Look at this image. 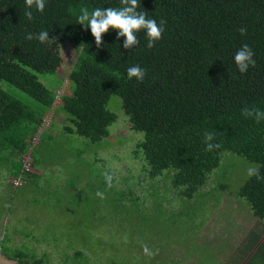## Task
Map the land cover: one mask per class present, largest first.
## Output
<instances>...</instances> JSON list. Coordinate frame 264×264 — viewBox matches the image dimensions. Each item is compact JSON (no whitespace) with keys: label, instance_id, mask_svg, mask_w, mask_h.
<instances>
[{"label":"trees","instance_id":"obj_1","mask_svg":"<svg viewBox=\"0 0 264 264\" xmlns=\"http://www.w3.org/2000/svg\"><path fill=\"white\" fill-rule=\"evenodd\" d=\"M127 6V0H47L44 11L33 8L28 19L25 0H0V152L11 151L14 175L35 183L40 179L34 152L44 131L39 142L35 137L61 95L40 74L58 73L62 47L70 43L77 60L69 75L71 93L60 97L59 107L68 115V133L93 142L108 138L118 119L109 105L118 95L122 101L117 105L132 129L144 133L137 147L151 181L165 176L182 196L194 198L225 152L257 163L264 176V120L257 123L244 115L246 109L264 110V0H138L137 13L164 29L151 47L144 29L135 33L136 44L125 48L126 37L118 29L110 28L97 44L91 29L77 23L82 8ZM41 30L49 32L51 43L26 38ZM245 45L255 63L241 73L234 56ZM137 65L144 69L143 81L127 77L128 68ZM3 82L27 93L45 111L25 104ZM207 134L218 145L212 151L206 150ZM28 154L31 170L25 167ZM127 186L126 195L135 194L133 185ZM240 194L264 219V179L250 176ZM6 255L22 264H43L22 249Z\"/></svg>","mask_w":264,"mask_h":264},{"label":"rangeland","instance_id":"obj_2","mask_svg":"<svg viewBox=\"0 0 264 264\" xmlns=\"http://www.w3.org/2000/svg\"><path fill=\"white\" fill-rule=\"evenodd\" d=\"M62 55L58 73L40 74L60 97L71 93L75 46L64 44ZM2 86L45 111L27 93ZM60 97L35 148L37 183L15 176L11 151L0 152L1 253L22 249L43 264H264V219L240 194L257 163L225 152L194 198L184 197L169 178H148L137 147L144 133L132 129L118 95L109 105L118 119L100 142L65 130ZM127 185L135 194L126 195Z\"/></svg>","mask_w":264,"mask_h":264},{"label":"clouds","instance_id":"obj_3","mask_svg":"<svg viewBox=\"0 0 264 264\" xmlns=\"http://www.w3.org/2000/svg\"><path fill=\"white\" fill-rule=\"evenodd\" d=\"M47 0H25V16L28 19L32 18L34 8L38 12H43L45 9ZM129 6L122 9L108 8L102 10L100 8H95L91 12L87 8H82L80 14L77 17V23L86 25L91 29L92 35L95 37L97 44L101 42L102 34L108 32L111 29H118L119 36L126 37V42L124 44L125 48H128L137 42V37L135 33L141 29L146 30L149 47H151L156 41H159L162 37L164 31L162 23H157L155 19H146V14L143 12L137 13L136 8L138 6V0H127ZM244 29H241V34L243 35ZM49 32L47 30H41L38 35H33L29 33L27 35L28 40L36 39L41 44L51 41L48 40ZM253 53L247 45L241 48L234 56L235 64L238 66L239 71L244 73L250 64H254L255 61L252 59ZM144 69L137 66L128 68L127 77L128 79L135 78L138 81H143L144 79ZM246 117H255L257 123L264 120V110H248L244 112ZM213 139L212 134H207L205 136L204 142L206 144V150L212 151L214 147L218 145H213L210 141ZM249 176H256L257 179H264V176L260 175V171L257 167H252L248 170ZM110 181L111 177H107Z\"/></svg>","mask_w":264,"mask_h":264},{"label":"built area","instance_id":"obj_4","mask_svg":"<svg viewBox=\"0 0 264 264\" xmlns=\"http://www.w3.org/2000/svg\"><path fill=\"white\" fill-rule=\"evenodd\" d=\"M43 130L41 129V131L36 135L35 137V142H39L40 141V133L42 132ZM32 166H33V161H32V158L31 156L28 154L25 156V167L26 169L28 170H31L32 169ZM18 181V179H16Z\"/></svg>","mask_w":264,"mask_h":264},{"label":"water","instance_id":"obj_5","mask_svg":"<svg viewBox=\"0 0 264 264\" xmlns=\"http://www.w3.org/2000/svg\"><path fill=\"white\" fill-rule=\"evenodd\" d=\"M0 264H22L19 260L12 259L6 254L0 252Z\"/></svg>","mask_w":264,"mask_h":264}]
</instances>
